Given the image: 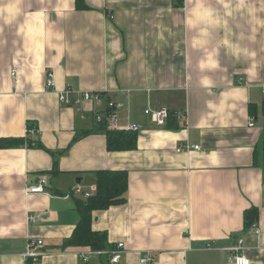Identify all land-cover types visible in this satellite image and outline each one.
Instances as JSON below:
<instances>
[{
    "label": "crops",
    "instance_id": "0c3cea01",
    "mask_svg": "<svg viewBox=\"0 0 264 264\" xmlns=\"http://www.w3.org/2000/svg\"><path fill=\"white\" fill-rule=\"evenodd\" d=\"M84 3L0 0V138L11 140L0 147V264H25L30 239L44 252L33 264H109L63 246L79 219L67 194L94 185L98 170L127 173L125 201L91 216L107 243H123L114 264H139L146 250L157 264H227L238 239L249 264H264V181L253 163L264 146V0ZM67 87L100 92L102 103L65 105ZM108 98L123 104L114 127L138 126L132 149L106 147L95 114H108ZM158 106L169 111L164 126L152 120ZM40 175L46 192L27 193Z\"/></svg>",
    "mask_w": 264,
    "mask_h": 264
},
{
    "label": "trees",
    "instance_id": "16d2710c",
    "mask_svg": "<svg viewBox=\"0 0 264 264\" xmlns=\"http://www.w3.org/2000/svg\"><path fill=\"white\" fill-rule=\"evenodd\" d=\"M174 2L175 5H182V0H174ZM75 6L78 9L87 8L84 0H75ZM249 108V113L253 114L250 106ZM27 127L31 128V125ZM103 127L108 150H128L135 147V131L108 126L106 121L103 122ZM19 141L23 144L25 142L23 138ZM10 142L11 140L0 138V147L7 146ZM27 146L43 148L40 141H29V139H27ZM253 163L261 167L264 181V146L259 150L255 148ZM95 185L97 190L92 196L85 200H76L79 219L71 235L63 241V246L89 247L92 250H109L115 247V245L107 243L105 232L91 229V216L94 210L106 209L125 201L127 173L125 170H98L95 172ZM257 216L258 211L255 207L245 210L243 213L244 226L250 227L257 220ZM33 262L32 258H27L25 264H33Z\"/></svg>",
    "mask_w": 264,
    "mask_h": 264
},
{
    "label": "built area",
    "instance_id": "2783aa9c",
    "mask_svg": "<svg viewBox=\"0 0 264 264\" xmlns=\"http://www.w3.org/2000/svg\"><path fill=\"white\" fill-rule=\"evenodd\" d=\"M54 85L53 82V76L51 73L47 74L46 78V88L51 89ZM262 95L264 96V87L262 89ZM59 101L65 105H72V104H79L83 100L93 101L96 103V105H101L102 103V94L100 92L96 91H88V90H72L71 88H65L64 90L59 92L58 95ZM105 112L108 114L102 115V110H98L95 114V120L97 123H103L106 121L108 126H113L114 121V113L118 109L123 107V104L121 102L106 99L105 100ZM80 110V109H78ZM112 112V113H111ZM152 120L157 126H164L167 119L169 118V111L165 107L158 106L151 112ZM179 115V114H177ZM249 126H253V121L248 123ZM137 125H132L130 127H127V130L136 131L138 130ZM35 129L28 128L27 133L33 134L35 133ZM194 149H198V146H194ZM180 148H177V151H179ZM46 185H47V178L44 175H40L37 179V182L35 184H31L27 187L26 191L27 193H44L46 192ZM97 190L96 185L88 186L87 188L81 187L79 184H76L74 187H72L69 191L68 195H71L72 197H76L77 199L85 200L88 197L92 196ZM33 220H37L32 218ZM254 233H258V229L256 226H254ZM242 239H238L237 243L234 246L229 247V251H231V254L227 257V264H249V260L242 256L241 253H239V250L242 248ZM42 245L41 239H30L28 241V249L25 253V257L32 258L34 261H36L40 256L44 254L43 250H39V246ZM210 245H207L209 247ZM123 243L119 242L116 244V246L113 249L109 250H92L90 249V253L92 254H106L109 256L108 262L109 264H114L119 261L120 254L122 252ZM81 259L86 261L87 255L85 253H81L80 255ZM139 264H157L155 261V258L151 251H143L141 252L139 259Z\"/></svg>",
    "mask_w": 264,
    "mask_h": 264
}]
</instances>
